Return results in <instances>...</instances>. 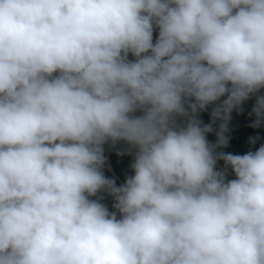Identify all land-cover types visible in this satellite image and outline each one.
I'll return each mask as SVG.
<instances>
[{
	"label": "clouds",
	"instance_id": "1",
	"mask_svg": "<svg viewBox=\"0 0 264 264\" xmlns=\"http://www.w3.org/2000/svg\"><path fill=\"white\" fill-rule=\"evenodd\" d=\"M261 89L264 0H0V264H264Z\"/></svg>",
	"mask_w": 264,
	"mask_h": 264
},
{
	"label": "trees",
	"instance_id": "2",
	"mask_svg": "<svg viewBox=\"0 0 264 264\" xmlns=\"http://www.w3.org/2000/svg\"><path fill=\"white\" fill-rule=\"evenodd\" d=\"M156 34H157V30L154 29L153 41H155ZM132 58L133 57L131 56V54H129V59ZM261 93H264V89H261ZM224 98L226 97H221V100H223ZM254 102H255V97H252L249 100L243 102V104L241 105L243 109L242 111L237 112L235 109L233 110V112L231 113L232 118L228 122V130L225 133V135L228 137V144L225 147L217 148L216 149L217 151L242 155L249 150L254 151L256 148L259 147L260 143H264V123H262L260 127L257 128L250 127V124L255 119L254 115H249ZM216 103H219V101H217ZM211 107L212 105L208 106L206 110L199 113V118L205 124L209 123L210 121ZM219 123L220 122L217 121L216 124L213 125L212 132L206 133V139L210 143H215L216 141L215 132ZM253 136H259L260 139L257 140L255 144H250L249 137H253ZM117 142L125 146H129L124 141H117ZM109 143L111 142L110 141L106 142L103 145V148H105V146ZM134 151L135 150L128 151L122 149L121 147H114L109 152L111 164L117 175L123 180H125L126 176L133 174L130 165L134 160ZM117 153H121V154L118 155ZM218 161L224 167V162L222 160H218ZM228 170L231 171L230 168ZM101 171L106 177L111 178L109 172L105 167V164L102 167ZM228 179H234V178H228ZM116 184L118 186L120 185L118 182H116ZM103 195H104V199L101 201V203H104L108 207L109 211H114V209L112 208V203H113L112 197L107 194H103ZM92 198L94 199L95 197Z\"/></svg>",
	"mask_w": 264,
	"mask_h": 264
},
{
	"label": "water",
	"instance_id": "3",
	"mask_svg": "<svg viewBox=\"0 0 264 264\" xmlns=\"http://www.w3.org/2000/svg\"><path fill=\"white\" fill-rule=\"evenodd\" d=\"M114 147H121L122 149L128 150V151H130V150L133 151L135 149L131 148L130 146H125V145H123V144H121L119 142H116L115 144L109 143L104 148V156L106 158L105 159V163H104L105 164V167H106L107 171L109 172L110 177L113 178V179H115V181L118 182L121 185V184L124 183V180L121 179L117 175V173L115 172V170H114V168H113V166L111 164V161H110V154H109V152ZM216 168L218 170H223L224 169V167L219 163V161L216 162ZM226 176L228 178H235L234 174L230 170H227Z\"/></svg>",
	"mask_w": 264,
	"mask_h": 264
},
{
	"label": "built area",
	"instance_id": "4",
	"mask_svg": "<svg viewBox=\"0 0 264 264\" xmlns=\"http://www.w3.org/2000/svg\"><path fill=\"white\" fill-rule=\"evenodd\" d=\"M140 113H139V111H137L136 113H134V115H139Z\"/></svg>",
	"mask_w": 264,
	"mask_h": 264
}]
</instances>
